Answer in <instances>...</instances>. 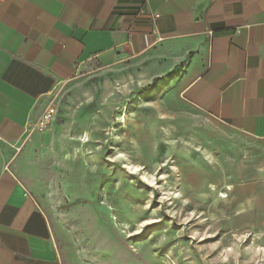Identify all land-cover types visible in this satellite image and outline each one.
<instances>
[{"label":"crops","instance_id":"0c3cea01","mask_svg":"<svg viewBox=\"0 0 264 264\" xmlns=\"http://www.w3.org/2000/svg\"><path fill=\"white\" fill-rule=\"evenodd\" d=\"M62 87L76 110L38 131ZM112 127L120 167L173 156L202 188L250 179L264 0H0V264L100 263L90 193Z\"/></svg>","mask_w":264,"mask_h":264},{"label":"rangeland","instance_id":"374dc122","mask_svg":"<svg viewBox=\"0 0 264 264\" xmlns=\"http://www.w3.org/2000/svg\"><path fill=\"white\" fill-rule=\"evenodd\" d=\"M80 96L62 87L51 97L46 113L53 109L54 115L58 109L59 116H70ZM125 117L123 111L121 121ZM196 119L188 129H211L200 118L195 124ZM113 130L102 144V171L95 176L98 187L90 193L92 200L102 196L99 264H264L262 151L252 152L250 179L202 188L204 182L191 172L193 165L179 166L181 157H160L153 171L118 166L122 158L113 156ZM188 145L193 148V142Z\"/></svg>","mask_w":264,"mask_h":264},{"label":"built area","instance_id":"2783aa9c","mask_svg":"<svg viewBox=\"0 0 264 264\" xmlns=\"http://www.w3.org/2000/svg\"><path fill=\"white\" fill-rule=\"evenodd\" d=\"M53 113V109L47 111V113L44 114L43 118L36 124L35 129H37L38 131H43L49 123Z\"/></svg>","mask_w":264,"mask_h":264},{"label":"bare ground","instance_id":"6f19581e","mask_svg":"<svg viewBox=\"0 0 264 264\" xmlns=\"http://www.w3.org/2000/svg\"><path fill=\"white\" fill-rule=\"evenodd\" d=\"M125 121V120H124Z\"/></svg>","mask_w":264,"mask_h":264}]
</instances>
